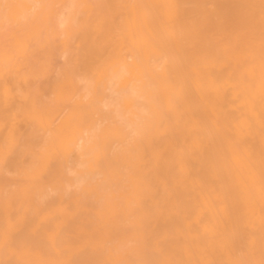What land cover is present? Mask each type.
Segmentation results:
<instances>
[{
	"label": "bare ground",
	"instance_id": "obj_1",
	"mask_svg": "<svg viewBox=\"0 0 264 264\" xmlns=\"http://www.w3.org/2000/svg\"><path fill=\"white\" fill-rule=\"evenodd\" d=\"M7 3L0 264H264L261 0Z\"/></svg>",
	"mask_w": 264,
	"mask_h": 264
},
{
	"label": "snow or ice",
	"instance_id": "obj_2",
	"mask_svg": "<svg viewBox=\"0 0 264 264\" xmlns=\"http://www.w3.org/2000/svg\"><path fill=\"white\" fill-rule=\"evenodd\" d=\"M12 7L11 4L7 3V0H0V12L7 13V11ZM261 9L264 10V0H261ZM262 41H264V33H262L261 37ZM76 175V173H73ZM5 239H7L5 237ZM100 264H145L142 260H128V261H102Z\"/></svg>",
	"mask_w": 264,
	"mask_h": 264
}]
</instances>
